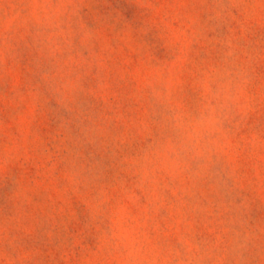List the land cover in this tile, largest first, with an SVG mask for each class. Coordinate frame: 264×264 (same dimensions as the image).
Segmentation results:
<instances>
[{
  "label": "rangeland",
  "instance_id": "obj_1",
  "mask_svg": "<svg viewBox=\"0 0 264 264\" xmlns=\"http://www.w3.org/2000/svg\"><path fill=\"white\" fill-rule=\"evenodd\" d=\"M0 264H264V0H0Z\"/></svg>",
  "mask_w": 264,
  "mask_h": 264
}]
</instances>
